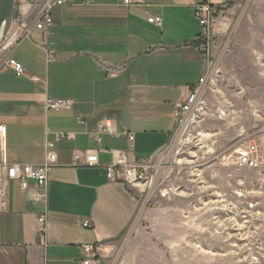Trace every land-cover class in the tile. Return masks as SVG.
Listing matches in <instances>:
<instances>
[{"label":"crops","instance_id":"obj_1","mask_svg":"<svg viewBox=\"0 0 264 264\" xmlns=\"http://www.w3.org/2000/svg\"><path fill=\"white\" fill-rule=\"evenodd\" d=\"M236 1L74 0L53 11L54 25L44 32L35 28L44 0H17L29 34L14 35L13 29L0 50L6 159L42 165L55 134L74 139L57 145L45 201L35 200L41 191L34 183L28 192L9 184L8 205L0 209V264H76L88 245L101 246L103 259L124 235L143 233L151 217L135 190L108 179L106 167L117 152L131 164L170 144L177 103L212 71L197 50L201 27L194 9L204 3L225 9ZM150 16L161 17L163 26L150 24ZM9 59L26 75L17 76ZM48 100L73 106L51 112ZM106 121L113 128L100 133ZM86 151L98 153L99 166L73 167L74 156ZM2 159L0 153V167ZM42 216L44 238L38 232ZM87 220L91 229L83 227Z\"/></svg>","mask_w":264,"mask_h":264},{"label":"rangeland","instance_id":"obj_2","mask_svg":"<svg viewBox=\"0 0 264 264\" xmlns=\"http://www.w3.org/2000/svg\"><path fill=\"white\" fill-rule=\"evenodd\" d=\"M210 43L203 110L176 123L152 162L153 184L135 190L151 223L120 238L101 264H264V166L222 161L249 142L264 156V0L219 8Z\"/></svg>","mask_w":264,"mask_h":264},{"label":"built area","instance_id":"obj_3","mask_svg":"<svg viewBox=\"0 0 264 264\" xmlns=\"http://www.w3.org/2000/svg\"><path fill=\"white\" fill-rule=\"evenodd\" d=\"M74 0H44L40 6V12L35 19V28L40 31L47 32L53 25L54 20L52 13L55 9L67 6L73 3ZM85 4L89 0H83ZM122 3L128 5L130 0H120ZM195 13L199 20L201 27V34L197 40V50L203 54L209 67L212 69L211 73L202 77L199 85L190 90L188 96L184 100H180L176 105L175 118L177 123H184L187 118L193 116L197 117L205 106L201 99V95L206 88L210 75L214 71V56L212 53L210 36L213 28L218 22V9L208 3L200 4L195 7ZM16 9L12 29L8 36L16 29L14 35L19 34L24 37L29 34L27 16ZM150 24L157 27L163 26L161 17L150 16L148 19ZM13 35V34H12ZM8 38V37H7ZM7 40V39H6ZM5 40V42H6ZM5 42L1 50L5 48ZM8 66L13 69L17 76L23 77L26 75L25 68L16 60L9 59ZM72 102L68 100H48L47 107L51 112L68 111L72 109ZM113 125L109 122H103L99 125L100 133H109ZM8 136V128L0 125V153L3 157L0 167V209H5L8 205L9 199V184L18 183L22 192H28L31 183H34L41 192L34 195L35 200L45 201V189L50 174L58 165L57 145L63 142H69L74 139L71 134L57 133L52 141L47 143L46 161L42 165L17 164L9 163L5 156L4 146ZM129 140H134L133 136H129ZM155 158V157H154ZM154 158L149 160H139L135 163H128L122 152H117L115 161L106 167L107 177L113 183L125 185L129 189L140 190L149 189L153 184V178L149 176V170L153 168L152 162ZM223 164L228 168H235L238 170L252 169L260 170L264 166V156L259 145L255 142H249L236 150L233 155L225 156ZM99 166L98 153L96 151H86L77 153L73 158V167H87L93 168ZM47 219L42 216L38 220V232L41 238L46 234ZM85 229H91L92 223L85 221L83 224ZM83 257L76 261V264H101L102 248L99 245H88L82 247Z\"/></svg>","mask_w":264,"mask_h":264},{"label":"water","instance_id":"obj_4","mask_svg":"<svg viewBox=\"0 0 264 264\" xmlns=\"http://www.w3.org/2000/svg\"><path fill=\"white\" fill-rule=\"evenodd\" d=\"M17 0H0V50L13 25Z\"/></svg>","mask_w":264,"mask_h":264}]
</instances>
